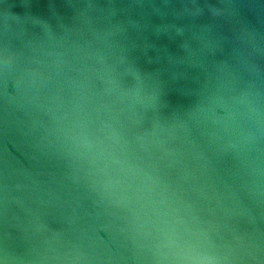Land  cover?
<instances>
[{
    "label": "water",
    "instance_id": "95a60500",
    "mask_svg": "<svg viewBox=\"0 0 264 264\" xmlns=\"http://www.w3.org/2000/svg\"><path fill=\"white\" fill-rule=\"evenodd\" d=\"M0 264H264V0H0Z\"/></svg>",
    "mask_w": 264,
    "mask_h": 264
}]
</instances>
